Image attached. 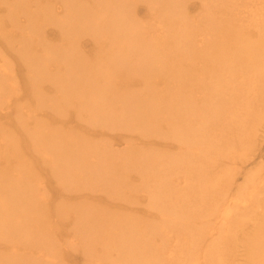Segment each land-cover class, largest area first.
Wrapping results in <instances>:
<instances>
[{"label":"bare ground","instance_id":"bare-ground-1","mask_svg":"<svg viewBox=\"0 0 264 264\" xmlns=\"http://www.w3.org/2000/svg\"><path fill=\"white\" fill-rule=\"evenodd\" d=\"M6 10L0 264H264V0Z\"/></svg>","mask_w":264,"mask_h":264},{"label":"rangeland","instance_id":"rangeland-1","mask_svg":"<svg viewBox=\"0 0 264 264\" xmlns=\"http://www.w3.org/2000/svg\"><path fill=\"white\" fill-rule=\"evenodd\" d=\"M80 3L83 4L82 2H80ZM142 8L143 7L141 5H139L138 12L140 10V12H139L140 14H142ZM0 13L2 16V17H0V19H1L0 20V27L4 32H6L7 29L10 30V25H9L8 19H7L8 18V14H7L8 11L6 10V11L0 12ZM44 27L47 29H50V27L47 26V24ZM13 31L16 32L17 30L13 29ZM81 40L84 41L85 39H81ZM85 41H86L85 47H91V43L87 40H85ZM14 80L16 81L15 78H14ZM160 86L158 88H162ZM260 148H261V151H260V153H258L259 155L250 157V159L243 165L246 168L245 170H248V169L257 170L258 168H260L261 169L260 174H261V176H264V141L261 143ZM252 218H254L253 215H251V219Z\"/></svg>","mask_w":264,"mask_h":264}]
</instances>
